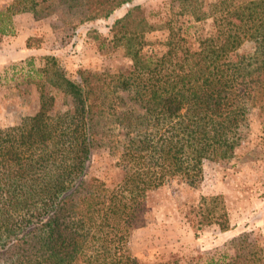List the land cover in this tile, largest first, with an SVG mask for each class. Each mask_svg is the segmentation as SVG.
Masks as SVG:
<instances>
[{
  "label": "trees",
  "instance_id": "16d2710c",
  "mask_svg": "<svg viewBox=\"0 0 264 264\" xmlns=\"http://www.w3.org/2000/svg\"><path fill=\"white\" fill-rule=\"evenodd\" d=\"M132 1L11 0L5 11L29 6L39 20L60 10L82 23ZM170 2L179 11L160 26L132 5L105 34L89 29L98 51L122 48L126 64L74 77L55 66L49 84L69 98L67 108L52 113V97L44 98L34 115L0 128V264H264V248L249 233L188 259L146 262L129 251L149 192L195 184L204 161L234 154L249 109L235 93L247 78L250 107L264 118V0ZM160 29L162 40H146ZM11 33L0 16V36ZM244 42L253 52L236 56ZM102 149L123 171L113 188L88 174L92 153ZM197 214L196 229L229 228L218 197Z\"/></svg>",
  "mask_w": 264,
  "mask_h": 264
},
{
  "label": "rangeland",
  "instance_id": "374dc122",
  "mask_svg": "<svg viewBox=\"0 0 264 264\" xmlns=\"http://www.w3.org/2000/svg\"><path fill=\"white\" fill-rule=\"evenodd\" d=\"M10 2L0 0V16L12 25L11 34L0 36V128L17 125L34 115L44 98L52 97V113L67 108L69 98L49 84L55 66L74 77L78 70L100 72L126 64L122 48L110 50L109 55L98 51L96 41L88 35L89 29L105 34L108 26L132 5L141 6L148 22L160 26L180 6L170 0H133L107 18L79 23L77 17L58 9L39 20L33 18L29 6H13L6 12ZM165 35L160 29L145 37L154 41ZM28 38L30 46L25 48ZM252 52L253 43L244 42L235 55ZM252 88L253 81L247 78L235 93V101L249 109L244 124L236 131L238 145L234 154L228 159L204 161L200 181L195 184L173 181L147 194L145 214L128 235L133 256L146 262L169 255L188 259L223 248L242 233H249L264 248V118L250 107ZM88 174L102 179L109 188L123 177L117 156L104 149L92 153ZM211 196L218 197L219 206L227 213L229 228L225 231L207 222L195 228L200 220L196 215L198 206Z\"/></svg>",
  "mask_w": 264,
  "mask_h": 264
},
{
  "label": "crops",
  "instance_id": "0c3cea01",
  "mask_svg": "<svg viewBox=\"0 0 264 264\" xmlns=\"http://www.w3.org/2000/svg\"><path fill=\"white\" fill-rule=\"evenodd\" d=\"M25 48H26V46H25ZM0 54H1V52H0ZM3 58H0V61L2 60Z\"/></svg>",
  "mask_w": 264,
  "mask_h": 264
}]
</instances>
